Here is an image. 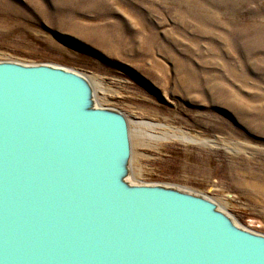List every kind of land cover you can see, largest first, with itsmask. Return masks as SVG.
<instances>
[{"label": "rangeland", "instance_id": "1", "mask_svg": "<svg viewBox=\"0 0 264 264\" xmlns=\"http://www.w3.org/2000/svg\"><path fill=\"white\" fill-rule=\"evenodd\" d=\"M6 60L86 75L129 120L135 181L264 234V0H0Z\"/></svg>", "mask_w": 264, "mask_h": 264}, {"label": "water", "instance_id": "2", "mask_svg": "<svg viewBox=\"0 0 264 264\" xmlns=\"http://www.w3.org/2000/svg\"><path fill=\"white\" fill-rule=\"evenodd\" d=\"M130 124L83 73L0 61V264H264L214 199L132 175Z\"/></svg>", "mask_w": 264, "mask_h": 264}, {"label": "bare ground", "instance_id": "3", "mask_svg": "<svg viewBox=\"0 0 264 264\" xmlns=\"http://www.w3.org/2000/svg\"><path fill=\"white\" fill-rule=\"evenodd\" d=\"M179 133V132H178ZM181 133V132H180ZM184 133V132H183ZM176 134V133H175ZM185 134V133H184ZM184 138H188V140H190V142H192V143H200V144H205L202 140H197V139H195V138H192V137H188V136H186V137H184ZM177 140V139H176ZM208 144V143H207Z\"/></svg>", "mask_w": 264, "mask_h": 264}]
</instances>
